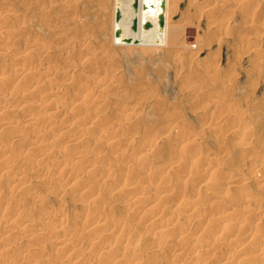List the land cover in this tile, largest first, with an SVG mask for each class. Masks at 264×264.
<instances>
[{
  "label": "rangeland",
  "instance_id": "1",
  "mask_svg": "<svg viewBox=\"0 0 264 264\" xmlns=\"http://www.w3.org/2000/svg\"><path fill=\"white\" fill-rule=\"evenodd\" d=\"M137 2L138 0H132L127 12L130 15L127 20L132 21V33L137 31L134 19ZM208 2L209 0H169L168 26L179 35L175 41L170 40L169 45H158L156 49H152L143 43H119L135 44L123 47L114 43L116 40L113 41L115 38L111 15L114 0H0V14L5 17H0V72H4L3 76L6 77L9 73L13 74L15 68H33L31 75L19 76L10 80L7 85L0 81V95L3 90L10 93L9 97L0 100V105L5 107L4 117L8 119L3 121L7 125L4 124L0 129V162L10 161L13 164L10 172H0V192L4 193L3 203L0 205V251L3 249L2 245L15 249L19 246L18 249L26 253L25 259L33 257L34 261L46 254H54L49 264H74L77 261L78 264H112L124 250L129 249L130 245L126 241L128 234L140 231L139 235L144 234L145 237L149 232L152 234L151 227L170 226L171 219L156 215L154 219L147 221L149 216L155 215L153 210L145 208L140 210L141 213L135 211L139 213L131 218L134 220H129L131 222L127 224L128 227L125 226L129 232L124 237L106 242V245L112 242L111 251L103 252L105 248L100 241H96L94 250L71 261L66 257V251L54 249L53 242L62 233L52 234L54 224L47 221L44 213L60 210L67 213L70 217L68 216L65 235H76L77 243L93 239L95 241L100 231L95 230L91 234L90 228L81 222L70 225L73 222L72 215L89 213L95 216L94 214H106L113 209L120 213L117 205L121 204L122 209L126 196L141 198L140 201H145L147 196L157 198L163 203L162 209H170L172 218L183 221L185 218L179 213L182 200H193L197 198L195 194L200 192L196 209L188 211L200 218V212L207 209L208 203L203 198L208 194V188L199 186L195 180L205 162L202 158L208 154L215 158L213 164L217 168L225 169L224 183L229 187V199L235 193L251 195L255 192L258 194L253 196L257 200L252 209H264V191H256L260 184H264V180L258 182L250 179L249 169L242 167L249 158L256 159L264 155V0ZM26 39L42 44L48 48L47 53L38 52L36 47L27 48ZM85 55L88 56L87 60H82L80 56ZM44 68L58 73L53 74L37 91L29 93L26 90L27 84L41 83L39 72ZM96 72L103 74V85L95 89L86 101L74 104L63 116L52 117L30 129L19 126L28 113L36 117L44 116L54 106L53 102V105L32 107L40 102L42 89L56 92L58 97L61 96V101L79 91L82 82L95 80ZM66 74L72 76L73 80L63 83ZM78 82L75 88L74 85ZM119 112H127V115L117 117ZM74 113L94 115L99 119L98 128L90 132L76 122ZM235 114L248 116L239 128L235 126L237 122L230 118ZM214 116L221 117V120L228 123L213 126L211 119ZM110 123L113 124L111 129H105ZM53 125L55 130L46 133ZM68 128L70 134L87 136V143L81 146L71 145L69 138L62 133ZM246 129L253 132V138L247 144L250 157L245 160V155L239 154L237 146L241 133ZM121 134L133 137L137 150L125 152V145H121L111 154L112 149L108 146L110 140ZM188 134L197 141V148L200 146L201 151L196 153L195 165L186 179L177 175V168L182 165H176L171 157L175 156L177 160L185 156L182 136ZM33 136L37 137V142L29 145ZM219 137L223 138L217 141ZM148 140L155 141L151 154L146 156L137 152L138 147ZM46 145H49L45 149V152L48 151L46 157L40 160L33 157L31 149L36 148L34 150L37 151L40 146L47 147ZM99 145L102 148L96 151L95 148ZM77 151L85 154L82 159L85 161L73 168V174L83 173L87 182H97L93 188L95 193L107 191L108 194L100 197L101 201L88 195L73 193L74 186H65L69 179L63 186H57L53 176L47 180L40 176L45 169L54 168L52 164L55 160L67 162ZM221 155L225 156V160L219 159ZM240 155H244V159ZM116 158L121 159L119 163ZM169 160L175 162V165L167 168ZM107 162L114 164V172L109 177L102 171ZM165 165V173L155 172L146 176L145 169L150 166L158 167V171ZM59 166L57 164V170ZM100 166L101 170L96 171L98 173L89 174L87 171ZM235 173H239V176H235ZM14 176H22L24 184L12 186L11 178ZM105 177L109 178V182L118 177L125 181L119 188L116 185L104 188L102 180ZM172 178L176 180H173L167 190H158L159 183H166ZM243 179L245 187L235 188ZM138 181L140 184H136ZM180 188L184 192L179 193ZM34 192L44 199L43 207L31 204L28 200L29 195ZM237 203H232L226 214L233 208L237 210L234 213H237L245 206V203ZM218 211L217 207H211L206 211V219H217L221 215ZM46 224L47 229L43 230ZM80 224L83 225L82 233L78 234ZM32 225L42 229L41 234ZM118 225L117 231L124 227ZM21 229L23 230L20 231ZM6 231L13 233L9 240L3 238ZM177 232L179 230L167 234V238L172 239ZM191 233L192 230H189L187 236ZM65 235L63 237L66 238ZM220 242L225 246L208 245L205 252L191 250L189 255L178 259H173V252L188 246L184 243L172 246L173 248L168 246L156 253L157 264H181L182 259L197 264H226L223 263L226 256L224 253L236 244L229 243L224 238ZM250 247L253 250L246 251L249 253L246 258L254 256L251 253L258 245L251 242ZM139 250L141 262L153 252V249H145V243ZM10 257L11 255H2L0 252V264H6ZM131 261L123 264H133Z\"/></svg>",
  "mask_w": 264,
  "mask_h": 264
},
{
  "label": "bare ground",
  "instance_id": "2",
  "mask_svg": "<svg viewBox=\"0 0 264 264\" xmlns=\"http://www.w3.org/2000/svg\"><path fill=\"white\" fill-rule=\"evenodd\" d=\"M212 1L209 0L210 3ZM131 3H132V0H114V9L111 15H113L112 30L114 31V38H115L113 41L116 40L114 42L116 45H119V46L121 45L123 47L125 45L131 46V45H135L138 43L139 44L143 43V44H148L149 46L145 45L147 47L156 49V46L158 45L166 46V44L169 45L170 40L172 41L177 38L179 33L174 32V29L168 26L169 25L168 24L169 0H138L137 9H136V12L134 13V19L136 20V23H137L136 33H132L130 31V28L132 27V21L127 20V18L130 16L127 12L130 10ZM27 4L28 3H26V5ZM0 17L3 19L5 18L2 13L0 14ZM1 30L2 29H0V32ZM121 42L122 43L130 42V43H135V44H131V45L130 44H119ZM25 43H26L25 46L27 48L36 47L38 52L47 53L48 51V48H45L42 44L40 45L36 44L33 39H26ZM87 57L88 56L86 55L82 57L80 56L82 60H87ZM32 69H33L32 67L15 68L14 73L13 74L9 73V75H7L6 77L3 76L4 72H0V81L3 82L4 85H7V83L10 82V80L18 78L19 76L31 75V73H33ZM57 73L58 71L50 72L48 69L44 68V70H41L39 72V76L41 77V83L39 82L29 83L27 84L28 87L26 90H28L29 93H33L37 91L39 87L45 83V81H47L51 76H53V74L57 75ZM96 74H97L96 76L97 78L95 80L91 81L90 79V81L82 82V85L80 86L79 91H75L69 98L61 100L62 102L60 101L61 96L58 97L56 92H52L51 90L42 89L40 91V94H41L40 102L37 103V105H33L32 107H39V105H43V104L53 105V102H54V106L48 109L49 112L45 113L44 116L36 117L28 113L27 118L24 119L22 123L19 121V123H21L19 124V126H22L25 129H28V128L30 129L36 126L37 123L45 122L50 118L52 119V117L58 118L60 116H63L65 112L67 111V109L72 107L74 104H77L78 102L83 101V100L86 101L88 98H90L92 92L95 89L103 85L102 84L103 80L101 81V79H103L101 78L103 74L97 73V72ZM68 76L69 75L67 74L64 75L65 78L63 80V83L66 81L70 82L71 80H73L72 76H69V77ZM78 84L79 82L76 85H74L75 88L77 87ZM6 96L9 97L10 93L7 92L6 90H3V92L0 95V100H2V98L4 99V97ZM94 103H96V101H94ZM4 109L5 107L0 105V129L4 124L7 125L3 121L5 120L8 121V119L4 117L6 115ZM126 115H127V112L125 113L119 112L117 114V117H120V116L125 117ZM232 115L230 116V118H231V121L237 122L235 125L236 128L241 127L242 126V125L240 126L241 122L243 120L245 121V117H248V116H244L243 114L242 115L235 114L234 116ZM73 116H75L77 123L85 126L90 132H94L99 126V121H98L99 119L96 118L94 115H91L90 113H74ZM230 118L228 119L230 120ZM224 122L226 121H224L223 119L221 120V117L219 118V117L214 116V118L212 117L211 119V123L213 126H216L219 123L221 124ZM226 123H228V121ZM112 125L113 124L110 123L106 125L104 128L111 129ZM54 130H55V127L53 125L47 129L46 133H50V132L52 133ZM69 132H70V129L68 128L67 130H64L62 133L63 135H66L65 137L69 138V140L72 143L71 145L81 146L87 143V140H88L87 136H84V135L77 136L76 134H70ZM221 138L223 137H219L217 141L220 140ZM252 138H253V132L250 129H246L243 133H241V137L239 138L237 147L240 151L239 154L242 153L245 155V156L243 155L245 160L248 157H250L249 156L250 154L247 153L248 152L247 144L251 142ZM110 141L111 142L109 143L108 146H110L112 149L111 154H114L115 151L119 149L118 146H121V145H125L126 147L125 152L133 150V149L137 150V148L135 147L136 145L135 140L129 134L118 135V137L113 138ZM36 142H37V137L33 136V140L30 141L29 145H34ZM154 142H155L154 140H148L147 142H144L142 145L138 147L137 152L143 155L149 156L151 152L153 151L152 146ZM182 144H183V149H184L183 153L185 156L183 157L181 156L177 160L175 159V156H172L171 158H173L176 161V165L178 164L182 165L177 168V175H179V177L182 176L187 179L189 178L188 176L190 175V173L188 172L191 171L193 169V166L195 165V160H196L195 155L197 152H200L201 149H200V146L197 148V141L195 139H192L189 136V134L182 136ZM46 146L47 147L40 146L41 148H38L37 151L34 150L36 148L31 149V152L34 153L33 157L37 158L38 160L46 157L48 155V151L45 152V149L49 148V145H46ZM36 147H39V146H36ZM101 148H102V145H99L95 148V150L99 151ZM29 154H30V151H29ZM84 156L85 154L78 153L77 151L71 156L72 159L68 160L70 161V163L68 161L60 163L59 160H55L52 164V167L54 165V168L50 170L45 169L44 171L41 172L40 176H43L42 178L43 180H47V178L53 176L54 183L57 186H63L65 181L69 179L68 183L65 184V186L67 185L74 186L73 193H76V195L78 194H84L86 196L88 195L92 199L96 198V200L101 201L100 197H102L105 194H108L107 191H104L101 193H95V189L93 188L95 187L97 182L95 181L87 182L86 178H84V176L82 175L83 174L82 172H81L82 173L81 175L73 174V168L78 167L79 162L82 163L85 161V160H82ZM202 159L205 162L201 166L197 180L195 179L194 180L197 184H199V186H205L208 189H211L212 191H215V192H209V190L207 189L208 194H205L206 196L203 198V200L205 199L208 205H207V209H203L200 212L199 214V216H201L200 218H198V216L196 215H191V213L188 212V211H191V209H194V208L196 209V206L198 205V202L201 196L200 192L195 194L197 198H194L193 200L192 199L185 200V201L182 200V204L179 206V208L181 209L179 210V213L185 218V220L183 221H178L172 218L170 209L169 208L162 209L163 203L159 201L157 198L154 199L150 196H147L144 198L145 201H140L141 198H137L135 196H126L123 201L124 202L123 208L120 209L121 204L117 205L118 211L120 213H117V210L113 209V210H108L106 214L104 212L94 214L95 216L93 215L91 216L89 213H84L82 215H77V216L76 214L72 215L71 221L73 222L70 225H75L77 224L76 222H81V224H84L90 228L91 234H94L93 232L95 230L100 231L99 232L100 234L97 235L95 241L93 239V241L77 243L75 240L76 235L74 234L70 236L65 235V231L67 230L66 224L68 222L69 215L67 216L66 215L67 213L65 214L64 211H61V210L51 211V212L46 211L44 215L47 221L54 224L51 230L53 232L52 234L58 235V233L59 234L62 233L61 237L57 236L55 238L53 242V244L55 245L54 249L66 251L65 255L68 258V260H71V261H75V259L78 256L83 255L84 253H88L92 249L94 250L96 247V241H100L101 244L103 245V248H105L104 249L105 251L103 252L111 251L113 247L112 242H110L108 245H106V242L116 239V237H119V238L124 237L129 232L127 228L125 229V226L128 227L127 224L129 225L130 222L134 220L131 218L132 217L135 218L136 214L139 213L140 210L142 211L143 209L147 208V209L153 210L155 213L154 216H149V219L147 221H151V218L154 219L153 217H156V215H158V217L160 218L171 219L172 222L170 223V226L151 227L153 228L152 234L149 232V234H147L145 237H144V234L139 235L140 231L133 232L132 234H128L126 237V241L130 245V247H128L129 249L124 250V252L120 254V258L114 261L112 264H123L124 262L128 260H132L131 262L133 264H157L158 261H157L156 253H159L162 249L168 248V246H170V248H173L172 246L174 247L176 245L180 246L181 243H184L186 244V246H188V248H180L179 250H175L173 252V257H174L173 259H178V258H181V256L189 255V253H191V250H195L198 252H205L206 251L205 248H207L208 245L209 246H218V245L225 246V244H222L220 242L222 238L228 239L229 243L235 242L236 244V246L228 249V252L224 253V255L226 256L223 258V261H224L223 263L233 264L235 261H237L236 264H264V249H263L264 248V209L260 211L252 209L253 204L257 200L256 196H253V194L256 195L258 193L254 192L251 195L244 194V193L243 194L235 193L233 194L232 199H229V197L227 196V194L230 193L229 187H227L224 183L225 169L223 167L217 168L218 166L213 164L215 161V158L210 156V154H208L206 157L204 156ZM219 159L225 160V156L221 155ZM106 160L107 159H105V161ZM120 160H121L120 158H116V161L118 163ZM238 162H240V160ZM169 163L170 164L168 165L167 168H170L171 165H175V162H172L170 160H169ZM57 164H60L58 170L56 167ZM12 167H13V164L10 161L0 162V172L8 173L11 171ZM165 167L166 165L163 168H161V170L159 169L158 171H156L158 167L150 166L148 169H145L146 176L152 173H155V172L165 173L166 172V170L164 169ZM242 167H246L249 169V173L251 174V176L249 175L250 179L252 180L254 179L255 181H258V182L264 180V173H263L264 172V155H260L256 159L249 158L242 165ZM113 168H114V164L107 162V164L102 168V171L106 173V175H108L109 177V175L113 174L114 172ZM98 170H101V166L98 168L92 167L88 169L87 171L89 174H94V173H98L96 172ZM55 171L57 173H54ZM85 173L86 172H84V174ZM238 174L239 173H235V176H237ZM82 176L85 180L82 178ZM108 177H105L102 180V182L105 183L104 188L110 187V185L111 186L116 185L117 188H119L120 185H122L123 182L125 181L124 178L118 177L117 179H114L111 182H109ZM173 178L169 179L168 181H165L167 184L159 183L157 185L158 190L159 191L167 190V188L172 184L173 180H176ZM21 179H22V176L12 177L11 178L12 186L19 187L23 183ZM240 182H241V179H240ZM136 184H140L139 181ZM244 185L245 184H244V179H243V182L240 185L236 186L235 188H242V187L244 188L245 187ZM113 191H116V190H113ZM256 191H258L259 193H262L264 191V184H260V186L256 189ZM182 192H184V189L180 188L179 193H182ZM3 196H4V193L1 191L0 192V205L3 203ZM28 200L31 202V204L32 203L37 204L40 207L44 206V203H43L44 199H42L41 195L38 194L37 192H34L31 195H29ZM235 202H238L237 204L245 203V206L240 208L241 210H239L237 213H234V211H237V210L233 208L229 214H226V212L231 208L230 205H232V203H235ZM211 207H217L219 210L218 212L221 214L217 217V219L213 221L211 220V218L206 219V211H209ZM124 209L125 210L127 209V212H125ZM135 211H139V212H135ZM247 212L249 213L245 216ZM14 215L18 216L17 214H14ZM73 216L74 217L76 216V217L74 218ZM244 216L246 218H244ZM1 219H2V215L0 214V221ZM81 224L79 226L80 230H78L79 232L78 234L82 233L81 227H83V225ZM118 224H121L124 227H121L117 231V227L119 226ZM32 227H34L35 230L37 232L39 231L41 234L42 229H40L39 227L38 228L35 227V225H32ZM45 229H47V224L45 225L43 230ZM22 230L23 229H21L20 231ZM174 230H179V232L173 235L172 239L167 238L168 236L167 234H171ZM189 230H192V233L189 236H187V232ZM63 235H65L66 238L63 237ZM12 236H13V233L6 231L4 232L3 238L9 240L10 238H12ZM219 237L221 238L218 239ZM169 242H171V245L169 244ZM251 242L257 243L258 247L254 249V251L251 253L254 256L250 255V258H246L247 255L249 254L246 251L251 252L253 250L250 247ZM143 243H145V249H153L152 250L153 252L147 255V257L144 259V262H141L140 256H139L140 255L139 248L141 247ZM227 245H231V244H227ZM5 246L6 245L1 246V248L3 249L0 252L2 253V255L3 254L11 255V257L7 260L6 264H31L34 261L33 257L30 259H28L29 257H27L25 259L24 256L26 255V253H24L23 250H19L18 249L19 246L16 249L13 247L10 248V247H5ZM191 248H195V249H191ZM53 255L54 254H51V255L46 254L45 257H42L38 261H34L33 264H49V262L53 260ZM181 262H182L181 264H197V262H191V260H187V259L186 260L182 259ZM73 263L78 264V261L73 262Z\"/></svg>",
  "mask_w": 264,
  "mask_h": 264
}]
</instances>
